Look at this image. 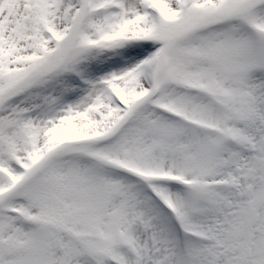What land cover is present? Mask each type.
I'll list each match as a JSON object with an SVG mask.
<instances>
[{
  "label": "snow or ice",
  "instance_id": "snow-or-ice-1",
  "mask_svg": "<svg viewBox=\"0 0 264 264\" xmlns=\"http://www.w3.org/2000/svg\"><path fill=\"white\" fill-rule=\"evenodd\" d=\"M0 264H264V0H0Z\"/></svg>",
  "mask_w": 264,
  "mask_h": 264
}]
</instances>
